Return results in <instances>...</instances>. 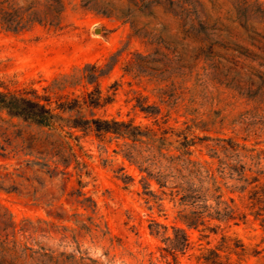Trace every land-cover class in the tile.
I'll return each instance as SVG.
<instances>
[{
	"label": "rangeland",
	"instance_id": "rangeland-1",
	"mask_svg": "<svg viewBox=\"0 0 264 264\" xmlns=\"http://www.w3.org/2000/svg\"><path fill=\"white\" fill-rule=\"evenodd\" d=\"M7 1L34 23L0 25V91L168 133L161 157L0 112V264H264V0ZM183 152L209 211L161 195ZM178 228L189 246L173 262L160 249Z\"/></svg>",
	"mask_w": 264,
	"mask_h": 264
},
{
	"label": "trees",
	"instance_id": "trees-1",
	"mask_svg": "<svg viewBox=\"0 0 264 264\" xmlns=\"http://www.w3.org/2000/svg\"><path fill=\"white\" fill-rule=\"evenodd\" d=\"M61 6V0H52L50 5V11L54 13L59 12ZM23 13L20 15L12 11V6L9 5L7 0H0V25L7 31L18 33L20 31L27 30L31 24L34 23L32 17H23ZM89 83L94 82L91 79ZM43 99H41L35 91L18 90L15 92H2L0 91V112H4L10 118L20 119L24 122L31 123L38 127L47 128L53 131L63 129V122L71 125L73 128H85L90 127L95 132H104L116 135L118 137L131 138L134 142H144L149 145L152 152L157 151L161 157H164L162 151L163 146L167 142V138L164 137L167 131H155L152 129H141L135 127L127 122L116 120H100V119H63L59 113H55L54 109L50 107ZM64 109V108H63ZM61 109V110H63ZM70 111L72 109L66 107L64 111ZM70 127V126H69ZM172 132V131H171ZM188 153H181L177 157H171V161L174 163V167L171 169L177 174L178 178L175 182L159 181L156 179L158 187L161 189V195H169L172 201L178 200L180 205L189 206L192 209L203 208L209 211L211 207L206 206L205 200L207 195L200 193L201 188H196V184L192 182V178L189 176L193 173V168L198 164L186 158ZM151 174H147L150 178ZM156 178H164L163 175H158ZM223 202L218 203V205ZM228 209V210H227ZM194 213V214H193ZM236 210L226 207V210H216L215 214L218 217L226 220L234 218ZM180 219L186 224L188 228H195L202 222V214H196L190 212L188 215H180ZM157 228L163 229L162 235H165L167 227L160 224H156ZM153 234L158 235L159 231H155ZM165 247L160 251L163 253L162 258L166 256L171 257L172 261H176L178 253H184L189 246L186 233L182 229H174V235L172 238L165 237L163 239ZM170 264V262H168Z\"/></svg>",
	"mask_w": 264,
	"mask_h": 264
},
{
	"label": "water",
	"instance_id": "water-1",
	"mask_svg": "<svg viewBox=\"0 0 264 264\" xmlns=\"http://www.w3.org/2000/svg\"><path fill=\"white\" fill-rule=\"evenodd\" d=\"M97 31V30H96Z\"/></svg>",
	"mask_w": 264,
	"mask_h": 264
}]
</instances>
